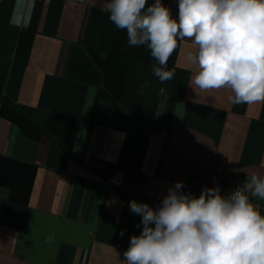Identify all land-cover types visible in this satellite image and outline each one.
Instances as JSON below:
<instances>
[{
	"label": "crops",
	"instance_id": "obj_1",
	"mask_svg": "<svg viewBox=\"0 0 264 264\" xmlns=\"http://www.w3.org/2000/svg\"><path fill=\"white\" fill-rule=\"evenodd\" d=\"M108 2H0L4 95L33 124L0 117V157L32 167L21 186L0 181V264H124L142 231L130 201L158 208L177 181L184 192L205 187L219 167L264 175V102L231 104L228 89L198 97L191 40L180 41L163 84L135 61L121 86L106 80L93 52ZM161 2L178 19L179 0ZM116 169L124 184L109 188Z\"/></svg>",
	"mask_w": 264,
	"mask_h": 264
},
{
	"label": "clouds",
	"instance_id": "obj_2",
	"mask_svg": "<svg viewBox=\"0 0 264 264\" xmlns=\"http://www.w3.org/2000/svg\"><path fill=\"white\" fill-rule=\"evenodd\" d=\"M106 10L129 46L150 50L161 84L173 79L165 66L187 38L197 48L186 59L198 68L188 83L198 97L228 89L231 104L264 102V0H179L178 19L161 0H109ZM184 187L177 181L155 209L129 202L142 231L130 238L124 264H264V215L249 198L264 200V175L227 195L216 186L196 197Z\"/></svg>",
	"mask_w": 264,
	"mask_h": 264
},
{
	"label": "trees",
	"instance_id": "obj_3",
	"mask_svg": "<svg viewBox=\"0 0 264 264\" xmlns=\"http://www.w3.org/2000/svg\"><path fill=\"white\" fill-rule=\"evenodd\" d=\"M180 41L178 40L176 50L169 57L168 63L165 66L167 70L175 69V60ZM93 55L100 67L105 71L106 80L110 79L115 83L117 81L120 86L123 83L126 67L130 62L135 61L149 66H159L150 55V50L146 45L139 47L128 45L125 30L118 29L109 20V15L106 19L99 45L93 52ZM5 78L6 70L0 67V117L18 124L23 129L33 126L25 113L14 102L5 97L3 91ZM31 168V166L25 163L0 157V181L5 184L21 186L26 183L25 180L28 178L29 173H31ZM14 169L17 170V175L16 178H12L11 180V171ZM8 170L9 173H7Z\"/></svg>",
	"mask_w": 264,
	"mask_h": 264
},
{
	"label": "built area",
	"instance_id": "obj_4",
	"mask_svg": "<svg viewBox=\"0 0 264 264\" xmlns=\"http://www.w3.org/2000/svg\"><path fill=\"white\" fill-rule=\"evenodd\" d=\"M2 0H0L1 2ZM26 1V0H21ZM80 3H86L88 0H71ZM125 173L116 169L108 174L104 178L105 186L109 188H120L124 184ZM210 183L205 187H216L219 186L222 195H227L230 190H235L238 187H243L244 183L247 181L239 177L238 175L228 173L224 170V168L219 167L214 170V172L209 176ZM205 187H192L189 189V192L196 197H199L201 191ZM250 201L254 204L255 208L264 215V200L259 199L257 197H253L249 193Z\"/></svg>",
	"mask_w": 264,
	"mask_h": 264
}]
</instances>
